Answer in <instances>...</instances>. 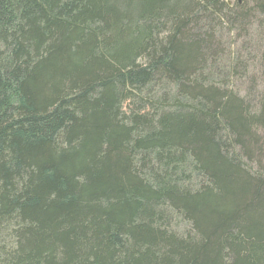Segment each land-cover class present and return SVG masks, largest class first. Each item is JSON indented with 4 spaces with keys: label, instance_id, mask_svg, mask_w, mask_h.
Instances as JSON below:
<instances>
[{
    "label": "trees",
    "instance_id": "trees-1",
    "mask_svg": "<svg viewBox=\"0 0 264 264\" xmlns=\"http://www.w3.org/2000/svg\"><path fill=\"white\" fill-rule=\"evenodd\" d=\"M263 46L264 0H0V264H264Z\"/></svg>",
    "mask_w": 264,
    "mask_h": 264
},
{
    "label": "rangeland",
    "instance_id": "rangeland-1",
    "mask_svg": "<svg viewBox=\"0 0 264 264\" xmlns=\"http://www.w3.org/2000/svg\"><path fill=\"white\" fill-rule=\"evenodd\" d=\"M228 1L230 3H235L236 0H225ZM254 3H251L249 6H253ZM257 24L255 23L250 32L252 35V42H253V49H255L257 47V43H259V40L257 39L258 34H259V30L255 29ZM255 27V28H254ZM225 31L222 32L221 35V43L222 46L226 49H238L241 48V44L243 43V39L241 37L237 38V32L235 31L234 33H231L227 30L224 29ZM233 34V38L232 35ZM242 34V31H241ZM235 38L236 42L234 45H232V43H230L231 41H233ZM250 38V37H248ZM262 52L259 51L258 53H256V60L253 63H250V69L248 71V73L246 75H243L240 73L237 74V77L239 79L235 80V85H236V89L239 90L242 94H250V93H255L254 92V85H256L257 83H263V79H264V67L261 65L260 62V58L262 56V54H264V46L261 48ZM255 54L254 52L251 53V55ZM239 72V71H238ZM176 229L180 230L181 232H183L185 229H187V223L185 221H183L181 218H179L176 223H175Z\"/></svg>",
    "mask_w": 264,
    "mask_h": 264
},
{
    "label": "water",
    "instance_id": "water-1",
    "mask_svg": "<svg viewBox=\"0 0 264 264\" xmlns=\"http://www.w3.org/2000/svg\"><path fill=\"white\" fill-rule=\"evenodd\" d=\"M241 0H238V2H240ZM228 2V1H227ZM229 4H231L230 2H228Z\"/></svg>",
    "mask_w": 264,
    "mask_h": 264
}]
</instances>
